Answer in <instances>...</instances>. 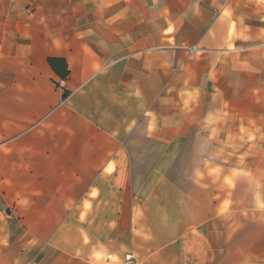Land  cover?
Segmentation results:
<instances>
[{
  "label": "crops",
  "instance_id": "1",
  "mask_svg": "<svg viewBox=\"0 0 264 264\" xmlns=\"http://www.w3.org/2000/svg\"><path fill=\"white\" fill-rule=\"evenodd\" d=\"M0 264H264V0H0Z\"/></svg>",
  "mask_w": 264,
  "mask_h": 264
},
{
  "label": "trees",
  "instance_id": "2",
  "mask_svg": "<svg viewBox=\"0 0 264 264\" xmlns=\"http://www.w3.org/2000/svg\"><path fill=\"white\" fill-rule=\"evenodd\" d=\"M48 62H49V64L52 66V67H55L56 65V63L57 62H59V59H57V58H49L48 59ZM65 73H66V71H64L62 74L63 75H65Z\"/></svg>",
  "mask_w": 264,
  "mask_h": 264
}]
</instances>
